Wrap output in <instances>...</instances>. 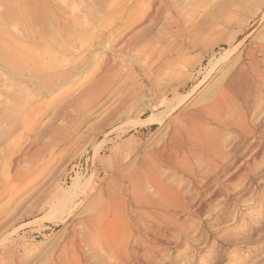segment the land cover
<instances>
[{
  "label": "rangeland",
  "instance_id": "rangeland-1",
  "mask_svg": "<svg viewBox=\"0 0 264 264\" xmlns=\"http://www.w3.org/2000/svg\"><path fill=\"white\" fill-rule=\"evenodd\" d=\"M152 2L0 8V264H264V0Z\"/></svg>",
  "mask_w": 264,
  "mask_h": 264
},
{
  "label": "bare ground",
  "instance_id": "bare-ground-1",
  "mask_svg": "<svg viewBox=\"0 0 264 264\" xmlns=\"http://www.w3.org/2000/svg\"><path fill=\"white\" fill-rule=\"evenodd\" d=\"M27 0H0V8L1 7H3L4 9H12L13 7L15 8L16 7V2H18V3H20L21 5L23 4V2H26ZM29 1V0H28ZM153 2V5H157V3H156V0H152ZM19 4V5H20ZM26 4V3H25ZM24 4V5H25ZM18 5V6H19ZM24 5H22V8H23V6ZM156 5H155V8H156ZM158 6V5H157ZM160 6V5H159ZM21 7V6H20ZM19 7V8H20ZM26 7H27V5H26ZM25 7V8H26ZM154 7V6H153ZM2 8V9H3ZM18 8V7H17ZM24 8V9H25ZM28 8V7H27ZM154 9V8H153ZM30 10H32V6H31V9L30 8H28V9H26V12L28 11V14H29V11ZM14 12V11H13ZM18 12V11H17ZM6 13V12H5ZM31 13V12H30ZM151 14V13H150ZM147 16H148V14H147ZM17 34H19L18 32H17ZM31 37V36H30ZM26 38V37H25ZM119 42L120 43H125V45H127V39H126V36H124V37H122L120 40H119ZM143 42V41H142ZM142 42H140L139 43V45L137 46V48L140 46L141 47V45L140 44H142ZM5 44V43H4ZM133 44V43H132ZM131 44V45H132ZM135 45V47H136V44H134ZM5 47H7V46H5ZM10 48V47H9ZM8 48V49H9ZM11 49V48H10ZM16 49H18V47L16 48ZM26 49V48H25ZM5 50H7V49H5ZM24 50V49H23ZM9 51V50H8ZM6 51V53L8 54V53H10V56H9V54L7 55V57H8V59H10L11 58V56L13 57L14 55H13V52L11 53V51ZM17 51H19L18 53H20V51H21V53L22 52H25V50L24 51H22V49H18ZM26 51H28V50H26ZM260 52H262V54H264V50L262 49ZM26 53V52H25ZM23 54V53H22ZM21 55V54H20ZM23 55H25V54H23ZM16 56V55H15ZM26 56V55H25ZM24 56V57H25ZM22 57V56H21ZM17 57H15V58H13V59H15L16 61H19V57L16 59ZM7 59V60H8ZM12 59V58H11ZM23 59H27V60H29V62L30 63H32L31 62V58H28V56L26 57V58H23ZM10 61V60H9ZM21 61V60H20ZM20 61H19V64H21L20 63ZM27 62V61H26ZM9 63H11V62H9ZM37 62H35L34 64H36ZM33 64V63H32ZM35 66H38V65H35ZM31 67V66H30ZM17 68V67H16ZM19 68V67H18ZM22 68V67H21ZM31 69V68H30ZM22 70V69H21ZM28 71V70H27ZM28 73V72H27ZM32 73V72H31ZM259 79V78H258ZM257 79V80H258ZM259 82V81H258ZM255 89H256V91H258V88L259 87H257L256 85H255ZM263 87V86H262ZM254 89V90H255ZM258 93V92H257ZM261 96V95H260ZM224 102V101H223ZM223 104L221 103V102H219L218 100H215L211 105H210V107L209 108H206L205 110H206V113L207 114H214L216 111H215V109H219V108H221V106H222ZM250 105V104H249ZM248 106V105H247ZM258 107V106H257ZM250 109V108H249ZM154 117H156V116H153L151 119H148V121H146L145 122V124H147V125H152L157 119V117L156 118H154ZM161 119H162V116L160 117ZM186 129V128H185ZM182 130V129H181ZM183 131V130H182ZM188 131V130H187ZM186 130H185V132H184V135L186 134L187 135V138L190 140H197L196 138H194V134H196L198 131H200V130H195L194 129V127L192 126V129H191V131H189V132H187ZM194 132V133H193ZM186 135H185V137H186ZM196 136V135H195ZM173 138L175 139V138H179L177 135H176V133L174 134V136H173ZM197 138L199 139V140H197L198 141V143L200 142V140L202 141V139L200 138V136L199 135H197ZM179 141V140H178ZM197 141H195V142H197ZM174 143V142H173ZM194 143V142H193ZM190 144V143H189ZM192 144V143H191ZM197 145V144H196ZM195 145V146H196ZM198 145H200V144H198ZM167 149H169V148H167ZM160 150V149H159ZM172 150V149H171ZM154 151H156L155 152V157L156 156H159V157H161L160 159H161V161H164V162H166L167 164H169V165H174L175 163H174V160H172L171 159V157H173L174 156V154H173V151H170V154L169 155H166L165 154V152H166V147H164V148H162L160 151H157V150H154ZM169 152V151H168ZM167 153V152H166ZM188 153V152H187ZM192 153V152H191ZM170 155H171V157H170ZM178 155V154H177ZM158 157V158H159ZM200 157V156H199ZM157 158V159H158ZM178 160L180 159V158H177ZM181 160V159H180ZM186 161H188L187 159H185ZM146 161V160H145ZM177 161V160H176ZM183 161V160H182ZM152 163H153V161H151ZM147 163V162H146ZM148 163H150L149 161H148ZM178 163V162H177ZM158 164V163H157ZM144 165V164H143ZM146 165V164H145ZM151 165V164H150ZM149 165V167H151ZM152 165H154V163L152 164ZM160 165V164H159ZM163 165V164H162ZM179 165V164H178ZM184 165H185V162H184ZM183 166V165H182ZM186 166V165H185ZM184 166V167H185ZM187 166H190V164L189 165H187ZM162 167V166H161ZM176 167V166H175ZM178 167V166H177ZM180 167V166H179ZM148 168V167H147ZM152 168H154V167H152ZM185 168H187V167H185ZM146 169V168H145ZM151 169V168H150ZM189 169V167L187 168V170ZM184 169H182L181 171H183ZM187 170H185V171H187ZM144 171L145 170H143V174H142V176H139V178H137V177H135V176H133L134 177V179L135 180H137V181H135V180H132L131 181V179H128V180H130L129 182H131L130 183V185L132 186V185H134L135 187H140V186H142V185H145V183H146V181H151V179H152V175H151V173L149 172V171H145L146 173H144ZM180 171V170H179ZM180 171V172H181ZM189 171V170H188ZM138 172V171H137ZM136 172V173H137ZM136 173H134V174H136ZM153 173H154V171H153ZM183 173H184V171H183ZM138 174H140L139 172L137 173V175ZM185 174V173H184ZM187 174H188V172H187ZM154 175V174H153ZM132 176H131V178H132ZM186 176V175H185ZM184 176V177H185ZM192 176V175H191ZM16 178H19V176L18 177H16ZM154 178V177H153ZM157 178H159V177H157ZM157 178H155L156 179V181H157ZM192 178V177H191ZM154 180V179H153ZM155 181V182H156ZM128 182V183H129ZM158 182H159V180H158ZM148 183V182H147ZM152 183V185H153V183H154V181L153 182H151ZM160 183V182H159ZM149 184V183H148ZM157 184V183H156ZM163 184V183H162ZM129 185V186H130ZM146 186V185H145ZM154 186H156L155 185V183H154V185H153V187ZM157 186H159V184H157ZM151 186H149V188H150ZM152 187V188H153ZM143 188V187H142ZM141 188V191H143L144 189H142ZM158 188V190L159 191H161V193H162V195L164 194H166L168 191H169V189L168 190H166V188H165V190L163 189V185H162V187L161 186H159V187H157ZM155 189V188H154ZM157 191V190H156ZM165 191H167L166 193H165ZM139 192V191H138ZM145 192V191H144ZM170 192V191H169ZM169 192L167 193V194H169ZM172 192V191H171ZM133 193V192H132ZM155 193H158V192H155ZM154 193V194H155ZM111 194V193H110ZM166 194V195H167ZM142 195V194H141ZM155 195H157V194H155ZM161 195V197L163 198V196ZM165 195V196H166ZM134 196V195H133ZM132 196V197H133ZM111 197H112V195H111ZM136 196H134V198H135ZM149 197V196H148ZM176 197H177V194H176ZM134 198H133V200H134ZM141 198V197H140ZM145 198L143 197V200H144ZM165 199V198H164ZM174 199V198H173ZM140 200V199H139ZM147 200V199H146ZM151 200V199H150ZM154 200V199H153ZM156 201V200H155ZM155 201H154V203H155ZM159 201V200H158ZM164 201V200H163ZM172 201V200H171ZM148 202V201H147ZM135 203H137V202H135ZM144 203V202H143ZM143 203H141V204H143ZM149 203H151V201L149 202ZM153 203V202H152ZM153 203V204H154ZM160 203H162V202H160ZM159 203V204H160ZM164 203V202H163ZM162 203V204H163ZM140 204V203H139ZM140 204V205H141ZM167 204V203H166ZM166 204H165V206H166ZM169 204V203H168ZM172 204V203H171ZM138 205V204H137ZM175 205V204H174ZM64 206V205H63ZM155 206H156V204H155ZM158 206V205H157ZM163 207H164V205H162ZM161 206V207H162ZM173 206V205H172ZM139 207V206H138ZM57 208H58V205H57ZM60 209V208H59ZM63 209H64V207H63ZM62 209V210H63ZM69 209V208H68ZM159 209V208H158ZM58 211V210H57ZM64 211V210H63ZM175 211V210H174ZM59 212V211H58ZM57 212V213H58ZM61 212V211H60ZM55 214H56V212H54ZM67 215H68V210H67ZM58 216L59 215H61L60 213L59 214H57ZM53 216H54V214H53ZM56 216V215H55ZM54 216V217H55ZM66 216V215H65ZM173 216V215H172ZM156 217V216H155ZM59 218V217H58ZM57 219V218H56ZM64 219V218H63ZM68 219V218H67ZM144 220V219H143ZM168 221V220H167ZM167 223V222H166ZM177 224V223H176ZM109 227V226H108ZM143 227V226H142ZM177 227V226H176ZM87 230L83 233V235H80V238H81V240L80 241H82L83 239L84 240H87L88 241V239L90 240L91 239V249L93 250V251H96L97 249H100V250H102L103 251V253H106V255H108V256H110L111 255V253L113 252L112 251V245L114 244V242H115V237L114 236H112V235H110L109 234V230L107 231H104L102 228H101V226H100V222H98V218L97 219H95V221H93L92 223H90V225H88L87 226ZM107 228V227H106ZM126 228H128V229H130L131 227H130V225H128L127 224V227ZM141 228V227H140ZM178 229H179V227H178ZM159 230V229H158ZM135 231H138L137 229H135ZM156 232V231H155ZM131 233H130V231H129V235H130ZM156 235V234H155ZM136 240V239H135ZM142 241V240H141ZM138 242H139V240H138ZM137 242V243H138ZM72 244V243H71ZM116 244V243H115ZM114 244V245H115ZM142 244V243H141ZM157 244V243H156ZM113 245V246H114ZM118 246V245H117ZM117 246H116V248H117ZM115 247V246H114ZM153 247V246H152ZM137 248V247H136ZM144 248V247H143ZM146 248V247H145ZM154 248V247H153ZM115 248H113V250H114ZM150 250V249H149ZM148 250V251H149ZM63 252V251H62ZM138 253V252H137ZM136 253V254H137ZM8 255V252H6V250L3 252V256H6V257H8L7 256ZM58 256V255H57ZM62 257V255H60L58 258H61ZM107 257V256H106ZM142 257V256H141ZM5 258V257H4ZM57 258V259H58ZM112 258H113V256H112ZM111 258V259H112ZM127 258V257H126ZM135 258V257H134ZM150 258V257H149ZM56 259V260H57ZM110 259V258H109ZM130 259V258H129ZM129 259L127 260V261H129ZM9 260V259H8ZM62 260V259H61ZM65 260V259H64ZM63 260V261H64ZM113 260V259H112ZM116 260V259H115ZM10 261V260H9ZM118 261V260H117ZM116 261V262H117ZM62 263L61 261H59L58 260V262H56V264L57 263ZM65 262H67V261H65ZM112 262V261H111ZM148 262V261H147ZM64 263V262H63ZM3 264H5V263H3ZM6 264H8V261L6 262ZM65 264V263H64ZM128 264V263H127Z\"/></svg>",
  "mask_w": 264,
  "mask_h": 264
}]
</instances>
